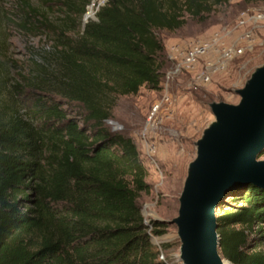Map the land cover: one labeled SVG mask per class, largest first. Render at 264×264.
<instances>
[{"label": "trees", "instance_id": "obj_1", "mask_svg": "<svg viewBox=\"0 0 264 264\" xmlns=\"http://www.w3.org/2000/svg\"><path fill=\"white\" fill-rule=\"evenodd\" d=\"M57 1L58 23L28 0L12 14L51 41L29 47L26 68L0 52V264H167L152 236L168 224L139 204L148 169L106 122L119 96L160 88L157 31L229 0H106L86 22L93 0ZM217 216L223 255L264 264V188L236 184Z\"/></svg>", "mask_w": 264, "mask_h": 264}, {"label": "rangeland", "instance_id": "obj_2", "mask_svg": "<svg viewBox=\"0 0 264 264\" xmlns=\"http://www.w3.org/2000/svg\"><path fill=\"white\" fill-rule=\"evenodd\" d=\"M28 1L53 23L65 18L57 0ZM105 1L87 5L85 14L93 13L87 21ZM20 5L19 0H0V52L26 68L29 47H48L51 41L46 33L15 24L20 19L12 14ZM156 33L164 45L160 88L144 85L137 94L119 96L106 122L112 131L135 141L148 169L150 189L139 197L147 224L177 215L187 166L196 155L195 142L213 119L209 102H237L236 90L264 62V0H229L204 19L187 17L182 28ZM191 49L197 50L195 61L188 63ZM13 75L17 77L16 71ZM152 241L161 260L182 264L175 225L168 224L167 231L153 235Z\"/></svg>", "mask_w": 264, "mask_h": 264}, {"label": "water", "instance_id": "obj_3", "mask_svg": "<svg viewBox=\"0 0 264 264\" xmlns=\"http://www.w3.org/2000/svg\"><path fill=\"white\" fill-rule=\"evenodd\" d=\"M91 16L85 14L83 22ZM236 93L237 102H209L213 119L195 142L177 215L163 219L176 226L182 264H233L221 250L219 205L236 184L264 188V62Z\"/></svg>", "mask_w": 264, "mask_h": 264}, {"label": "built area", "instance_id": "obj_4", "mask_svg": "<svg viewBox=\"0 0 264 264\" xmlns=\"http://www.w3.org/2000/svg\"><path fill=\"white\" fill-rule=\"evenodd\" d=\"M192 51H190L187 56H186V62L188 63H193L195 61V55H196V51L197 50H194V49H191Z\"/></svg>", "mask_w": 264, "mask_h": 264}, {"label": "bare ground", "instance_id": "obj_5", "mask_svg": "<svg viewBox=\"0 0 264 264\" xmlns=\"http://www.w3.org/2000/svg\"><path fill=\"white\" fill-rule=\"evenodd\" d=\"M90 14V13H89Z\"/></svg>", "mask_w": 264, "mask_h": 264}]
</instances>
